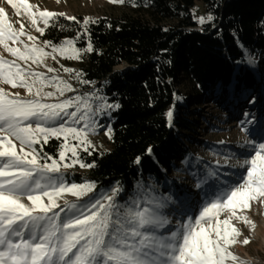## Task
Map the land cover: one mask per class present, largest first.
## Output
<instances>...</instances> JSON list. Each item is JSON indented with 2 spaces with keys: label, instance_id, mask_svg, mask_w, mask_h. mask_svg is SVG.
Returning a JSON list of instances; mask_svg holds the SVG:
<instances>
[{
  "label": "snow or ice",
  "instance_id": "obj_1",
  "mask_svg": "<svg viewBox=\"0 0 264 264\" xmlns=\"http://www.w3.org/2000/svg\"><path fill=\"white\" fill-rule=\"evenodd\" d=\"M8 2L18 9L14 0ZM20 7L28 12L32 25L41 34L52 19L64 15L49 10L33 12L28 0H20ZM37 16L45 28L38 27ZM213 19L211 15L199 18L200 23ZM88 22L85 19V25ZM22 36L32 43L22 40ZM37 39L25 31L23 23L16 29L5 9L0 7V45L16 57L10 60L0 55V84L25 88L30 97L0 87V264H226L229 259L237 261L239 258L229 251V246L236 243L240 232L230 222L231 217L221 220L220 214L230 209L235 216L237 209H249L251 201L264 197V136L258 146L252 145L253 154L244 161L248 165L246 177L215 191L198 217H189L182 230L173 231L168 237L157 235V230L168 223L160 213L163 203L140 209L133 201L131 207L121 209L115 203L120 189L98 198L94 182H65L62 168L76 164L94 167V164H84L77 152L81 146L86 152L89 150L91 141L87 132L84 128L69 126L64 119L68 117L74 122L90 119L87 111L81 113V107L91 111V104L81 96L44 102L45 98L63 96L73 88L58 76L49 77L33 70L32 64H43L46 57L56 52L78 59L81 50L75 47L74 40H66L61 45L46 41L41 47L35 42ZM16 44L22 47L13 46ZM48 46L52 48L51 53L45 51ZM84 51H92L91 43ZM47 71L52 73L56 69L49 67ZM64 71L74 70L65 68ZM48 86L55 90L44 91ZM73 107L76 110L69 111ZM167 117L171 122L173 112L169 111ZM53 137H64L58 160L42 155L36 148L39 145L42 149ZM70 138L79 144L70 145ZM68 152H71V163H61ZM209 178L213 184L219 179L216 173H210ZM65 193L77 197L80 203L65 200L61 207L57 200ZM65 210L67 214L61 216ZM241 219L252 223L246 217ZM249 242L247 238L244 240L245 244ZM240 264L246 262L240 261Z\"/></svg>",
  "mask_w": 264,
  "mask_h": 264
},
{
  "label": "trees",
  "instance_id": "obj_2",
  "mask_svg": "<svg viewBox=\"0 0 264 264\" xmlns=\"http://www.w3.org/2000/svg\"><path fill=\"white\" fill-rule=\"evenodd\" d=\"M196 1L137 0L144 14L99 18L86 25L58 22L41 34L54 45L74 39L81 50L76 69L89 82L84 86L98 83L110 105H119L101 120L111 130L110 147L80 149L83 163L94 167L70 174V183L94 182L98 198L120 183L126 196L115 197V203L121 209L131 207L133 201L137 204L141 190L160 192L167 206L169 200L178 207L192 199L189 193L194 190L188 191L189 184L175 178L184 166L195 165L185 144L188 136L179 134L196 131L188 108L175 107L180 84L188 85V102L195 106L215 89L212 103L219 105L230 90L239 96L237 103L245 102L254 89L261 92L264 82V75L259 79L250 68L244 50L264 51V0H202L208 5L216 2L215 21L219 22L216 29L211 22L205 24L203 32L188 29L197 25L191 13ZM168 21L177 24L169 26ZM89 43L92 51H84ZM172 107L175 113L170 122L167 113ZM62 143L63 137H53L39 148L58 160ZM221 171L213 168L206 174L200 170L196 177L206 182L203 192L213 195L230 184ZM210 173H216L222 183L213 184ZM194 203L195 198L188 206Z\"/></svg>",
  "mask_w": 264,
  "mask_h": 264
},
{
  "label": "rangeland",
  "instance_id": "obj_3",
  "mask_svg": "<svg viewBox=\"0 0 264 264\" xmlns=\"http://www.w3.org/2000/svg\"><path fill=\"white\" fill-rule=\"evenodd\" d=\"M29 2L39 10L64 13V15L52 19L50 25H55V23L58 22H84L85 19L93 21L99 18H114L145 13V10L139 7L137 0H123V2H119V0H117V2H111V0H29ZM0 7L5 9L8 20L16 29H19L21 23H23L25 31L38 38L35 42L41 47L45 46V42L48 40L41 37V33L37 30V26L32 25L30 15L26 16L19 7L18 9L13 8L8 0H0ZM215 7L216 2L213 3V5H208L202 0H197L191 9L192 17L196 20L197 25L189 27L188 29L203 32L205 24L210 22L213 24L212 29H216L219 22L215 21L217 18ZM209 15L214 19L211 21L206 20L205 23H200V17L207 18ZM67 17H75V19L71 20ZM166 24L175 26L177 22L168 21ZM37 25L39 28H45L43 20L37 22ZM21 39L29 44L32 43L31 41H27L26 36H22ZM66 40L74 39H65L58 45H61ZM9 43L12 44L11 41ZM13 46L22 47L19 44ZM244 50L250 68L257 74L258 78L261 79V76L264 75V51ZM45 51L51 53V46L45 47ZM0 55H3L6 59H16V57H13L7 52L2 45H0ZM79 59L80 55L79 58L76 59L61 56L59 52H56L46 57L43 64H32V69L44 72L49 77L58 76L72 85L73 91L65 92L63 96L57 94L54 97L45 98L44 102H60L68 98H74L75 96H81L88 100L91 104V111H88L82 106L81 113L87 111L90 119L74 122L70 118L65 117V122L72 127L84 128L87 132L88 139L91 141L90 146L107 149L110 147V128L108 125L103 124L101 120L104 115L108 114L111 107H106V105H110V102L98 83L90 87L84 86L87 83L81 79L80 73L78 69H76ZM18 62L23 63L22 61ZM49 67L56 69V71L49 73L47 71ZM65 68L73 69L74 71L66 72L64 71ZM77 73H79V77H77ZM0 87H3L10 93H19L22 97L30 98L25 88L19 86L13 88L9 84H0ZM188 89L187 84H180V91L175 97V107L177 108L182 105L188 108L193 114L192 118L196 123L194 126L196 131L195 133H191L187 130L177 131H179L181 137H183L184 134V137L188 136L189 139H186L185 144L191 150L195 165L184 166L185 169L179 171L177 175L174 176L175 178L177 177L187 182L189 184L188 191L194 190V192L193 194H191V192L189 193L192 199L187 201V203L185 202L182 206L175 207L174 200H169V206L165 205L160 209L161 215L166 217L168 223L165 224L163 228L157 230V235H163L165 237L170 236L173 231L182 230L181 226L188 222L189 217L193 219L197 218L199 211L213 198V195H210L208 192H203L206 182L196 177V175L200 173V170L205 171L207 174V172L213 168L216 170L222 169L220 176L224 179H229V186L235 185L237 182H240L243 177H246L245 169L248 165L244 164V161L250 159L253 154L252 145L256 144L258 146V144L262 142L261 137L264 136V82L261 92L258 93L256 89H254L251 94L245 96V102L239 101L237 103L236 101H238L239 96L233 94L230 90L226 97L221 99L219 105L214 102L212 103V99L214 98L213 95H215L218 89H215L212 96L207 97L205 100L200 99L198 105L195 106L189 105L188 98H190L191 95L188 93ZM54 90L55 88L53 86H48L44 89V91ZM175 107L169 109V111L173 112L172 121L174 120ZM230 109H233V111ZM75 110V107L69 109V111ZM77 115L79 116L80 113ZM49 123L51 124L52 122ZM55 123L58 124L59 121ZM85 125H87V127H85ZM69 144L78 145L79 141L70 138ZM17 146L19 150L18 142ZM39 147V145L36 146L37 150L43 155L44 153H42ZM82 148V146L78 147L77 152L79 153V150ZM70 157L71 152H68L66 159L61 163H71ZM48 162L51 163V160ZM62 172L65 182L71 184L68 180L69 175L72 173L86 172V168L81 167L80 164H76L71 168H62ZM221 183L222 180H218L216 186ZM116 189H120L116 198L121 200L125 198L126 191L120 183L116 184L103 196L111 195ZM200 191L202 194L201 196L199 195ZM157 194L141 190L137 206L140 209L144 207H154L156 204L166 200L164 196H160V192ZM203 195L206 196V198H203ZM194 198V205L188 206ZM86 199L85 197V200ZM65 200L80 203L77 197H74L70 193L63 194L62 198H58L57 202L61 207H64ZM24 202L30 204L26 199ZM45 202L47 203L46 198ZM56 211H59V209H56ZM66 214L67 210L62 212L61 216ZM229 217H231L230 222L240 232V235L236 238V243L229 246V251L235 254L239 259L237 261L229 259L226 261V264H240V261H244L246 264H264V236L259 232L261 227L264 228V197L256 201H251L249 209H237L235 216L232 215L230 209L220 214L221 220L228 219ZM241 217H246L247 220L252 223H247L244 219H241ZM246 238L250 241L247 244L244 243Z\"/></svg>",
  "mask_w": 264,
  "mask_h": 264
},
{
  "label": "bare ground",
  "instance_id": "obj_4",
  "mask_svg": "<svg viewBox=\"0 0 264 264\" xmlns=\"http://www.w3.org/2000/svg\"><path fill=\"white\" fill-rule=\"evenodd\" d=\"M14 2L18 5V7L23 11V13H24L26 16H29L28 12L25 11V9H24L23 7H20V0H14ZM28 3L30 4L29 0H28ZM30 5H32V4H30ZM32 6H33V8H32L33 12H38V11H40V10H39L37 7H35L34 5H32ZM40 20H42V19H40V18L37 16V22H39ZM259 232L264 236V228H263V227L260 228Z\"/></svg>",
  "mask_w": 264,
  "mask_h": 264
},
{
  "label": "water",
  "instance_id": "obj_5",
  "mask_svg": "<svg viewBox=\"0 0 264 264\" xmlns=\"http://www.w3.org/2000/svg\"><path fill=\"white\" fill-rule=\"evenodd\" d=\"M129 65H126V66H124V67H117L116 69H115V71H118V70H123V69H125L126 67H128Z\"/></svg>",
  "mask_w": 264,
  "mask_h": 264
}]
</instances>
